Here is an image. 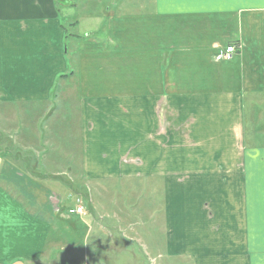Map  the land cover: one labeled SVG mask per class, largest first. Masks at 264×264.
Masks as SVG:
<instances>
[{
	"label": "crops",
	"instance_id": "0c3cea01",
	"mask_svg": "<svg viewBox=\"0 0 264 264\" xmlns=\"http://www.w3.org/2000/svg\"><path fill=\"white\" fill-rule=\"evenodd\" d=\"M105 2L101 17L79 12L78 0H0L8 34L42 30L47 43L41 60L27 51L25 64L8 69L0 101L56 105L57 92L66 97L73 84L81 131L70 147L79 142L90 178L138 183L136 202L128 208L122 195V208L143 205V221L161 216L164 242L151 253L192 264H264V0ZM79 28L87 37L71 36L69 51L66 35ZM228 45L232 58L215 62ZM74 47L78 64L65 77ZM39 148L43 155L0 160V264H136L101 254L141 245L112 235L127 223L99 215L85 187L37 170L50 151L43 140ZM49 190L59 194V213ZM80 194L88 214L68 216ZM141 218L133 217V231L148 223L137 226ZM53 243L69 248L50 261Z\"/></svg>",
	"mask_w": 264,
	"mask_h": 264
},
{
	"label": "rangeland",
	"instance_id": "374dc122",
	"mask_svg": "<svg viewBox=\"0 0 264 264\" xmlns=\"http://www.w3.org/2000/svg\"><path fill=\"white\" fill-rule=\"evenodd\" d=\"M58 4V2L56 3ZM105 0H78L79 12H87L90 14H98L101 17L104 16ZM86 6V10L82 8ZM131 12H141L139 8L132 9ZM94 27L93 29H95ZM92 29V30H93ZM7 20L5 18L0 19V91L3 90V94H7V77H12L8 70L9 68L16 67L18 64H25V59L27 58L26 52L30 51L34 53V58L41 60L44 55L43 47H47L46 40L42 30L35 31L32 29L28 33L14 34L10 32L7 33ZM88 32V30H87ZM79 34H74L68 31L67 33V48L70 51L71 47L69 45L72 37H77L79 41L85 40L86 33L83 28L78 29ZM91 36V35H90ZM131 36V34H130ZM87 37V36H86ZM22 43H25L26 46L23 48L20 47ZM233 45H228L226 49ZM230 58L226 59L220 56V52L214 56V61H228L234 55L235 48L231 47ZM225 50L221 51L224 52ZM49 52V51H48ZM72 57L67 59L66 72H63L61 75H66L65 77H73L75 72V65L78 64L76 59L78 55L77 49L75 47L72 49ZM80 55V54H79ZM28 66V64H27ZM72 72V74H69ZM72 75V76H71ZM76 76V75H75ZM53 77H60L59 75H54ZM68 84V92L65 97L63 94L57 92V97L55 98L56 105H49L44 102H34V103H23L21 101L17 102L15 100H4L5 103L0 101V160L5 157L6 153H16L17 158L21 159L26 154H35L36 156L42 154L43 151L39 148V142L43 140V145L49 147L50 151L48 155H45L42 158V161H38L36 164V169L40 171L47 172L49 175H65L69 180H71L77 189L81 187L82 190L85 189L90 192L92 197V205L96 212L100 214L106 213V215L111 216L112 218L119 219L122 223H127L128 229L124 228L125 233L117 234L113 233L112 235L121 240L122 236L129 240H135L139 245H141V256L136 258V253L139 252L138 247H124L122 251L118 252V255L114 253V250L110 251V254H105L102 250L100 251L103 256L110 255L109 259L114 260L115 262L119 261V258H125V261H135L136 264H192L191 260L188 258H176V260H170L163 258V254L156 256L151 253L149 250L155 248V245L159 246L164 242L163 232L161 224V216L148 215L147 220L143 221L140 214L146 215V209H131L128 210V213L122 208L121 199L122 195L128 196L131 200V203L126 206L129 208L132 206V203L137 199V194L134 193V190L131 188V184L138 185V183H132V179H122L118 182L115 179L107 178H96L92 179L87 175L88 167L90 166L89 172H93L92 164L84 163L81 156L78 153V147L80 150L79 142L78 147H70L71 142H76V134L80 136V121L78 114H76V97L73 84ZM179 85H184V91H187L189 87V82L185 83L180 81ZM187 93V92H186ZM183 98H186L183 95H180L179 98H175L176 101H182ZM8 100V101H7ZM163 105H160L161 108ZM74 110V111H73ZM38 127H43L41 130V135L38 131ZM79 130V132H77ZM43 155V154H42ZM42 168V169H41ZM55 177V176H54ZM49 186H54L56 184H48ZM55 191L62 192V189L54 186ZM47 199L49 202H52L51 205L55 213H59L58 199L59 194L57 195L53 190H49ZM77 192V191H76ZM122 192V193H120ZM61 195V194H60ZM79 201V206L82 207L84 215L87 213V208L85 206L84 196L77 195L72 197L71 201ZM136 202V201H135ZM87 204V202H86ZM70 208V207H69ZM68 208V209H69ZM156 210H153V214ZM88 214V213H87ZM137 215L142 221L139 222L137 226H140L141 223L148 222L142 226L144 229H134L132 230V224L135 222L133 217ZM119 216V218H116ZM151 221V223L149 222ZM157 228V234L155 237V229ZM152 227V237H150V228ZM122 228V226H120ZM123 229V228H122ZM72 233L70 234V236ZM125 242H127L125 240ZM77 243V241H76ZM94 248H97L99 243ZM90 251L93 250L90 244ZM78 246V245H77ZM82 245L79 246L81 248ZM69 248V245L66 244H57L53 243L45 250V257L50 258V261H55L54 252L65 251ZM76 253V252H75ZM78 253V252H77ZM80 253V252H79ZM122 253V254H121ZM144 253L146 255H144ZM133 257V258H130ZM136 258V259H135ZM177 262V263H176ZM185 262V263H183ZM256 264H262L258 259L255 260Z\"/></svg>",
	"mask_w": 264,
	"mask_h": 264
},
{
	"label": "built area",
	"instance_id": "2783aa9c",
	"mask_svg": "<svg viewBox=\"0 0 264 264\" xmlns=\"http://www.w3.org/2000/svg\"><path fill=\"white\" fill-rule=\"evenodd\" d=\"M231 47H233V46H231ZM231 47L225 49V51L220 53V56H218V57L222 56L223 58H226V59L230 58V56H231L230 52L231 51L233 52V49ZM68 214L69 215H76V216H83L84 215V211H83L82 207L79 206L78 200H76L74 202L73 206L68 210Z\"/></svg>",
	"mask_w": 264,
	"mask_h": 264
},
{
	"label": "trees",
	"instance_id": "16d2710c",
	"mask_svg": "<svg viewBox=\"0 0 264 264\" xmlns=\"http://www.w3.org/2000/svg\"><path fill=\"white\" fill-rule=\"evenodd\" d=\"M74 216H76V215H74Z\"/></svg>",
	"mask_w": 264,
	"mask_h": 264
}]
</instances>
